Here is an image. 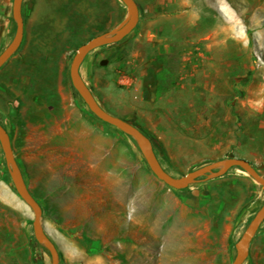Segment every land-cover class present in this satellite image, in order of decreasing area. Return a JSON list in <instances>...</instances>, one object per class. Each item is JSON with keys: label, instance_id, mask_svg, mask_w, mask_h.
Listing matches in <instances>:
<instances>
[{"label": "rangeland", "instance_id": "374dc122", "mask_svg": "<svg viewBox=\"0 0 264 264\" xmlns=\"http://www.w3.org/2000/svg\"><path fill=\"white\" fill-rule=\"evenodd\" d=\"M134 1V30L80 66L99 105L138 125L174 177L224 158L257 166L264 159V0ZM126 15L120 0H23V39L0 69V122L42 226L59 264H230L264 190L252 208L254 188L235 168L181 190L167 187L135 142L97 119L72 87L76 49ZM14 30L12 15L0 14V52ZM32 220L0 148V264H35ZM43 249L37 253L50 264ZM243 264H264V221Z\"/></svg>", "mask_w": 264, "mask_h": 264}, {"label": "water", "instance_id": "95a60500", "mask_svg": "<svg viewBox=\"0 0 264 264\" xmlns=\"http://www.w3.org/2000/svg\"><path fill=\"white\" fill-rule=\"evenodd\" d=\"M120 1L127 10V15L124 21L113 30L93 36L81 44L74 52L70 62V82L87 109L100 121L109 124L130 137L135 142L137 149L152 174L169 188L181 190L200 181L219 178L225 175L230 169L237 167L264 190V176H262L249 161L243 158H224L203 165L178 177L170 175L162 167L155 153L153 142L138 127L127 120L108 113L99 105L80 75V66L90 52L102 46L120 42L136 27L139 20V10L136 2L134 0ZM22 3L23 0H12L11 15L14 21L15 30L10 42L0 52V69L15 54L22 42L24 32ZM106 62V60H102L100 61V65L104 66ZM0 148L15 192L33 213L32 231L36 243L41 245L47 251L50 264H59L58 251L54 243L46 234L41 223L42 209L24 181L12 149L10 137L1 124ZM263 221L264 200L235 243V254L230 264H243L246 261L250 243Z\"/></svg>", "mask_w": 264, "mask_h": 264}, {"label": "crops", "instance_id": "0c3cea01", "mask_svg": "<svg viewBox=\"0 0 264 264\" xmlns=\"http://www.w3.org/2000/svg\"><path fill=\"white\" fill-rule=\"evenodd\" d=\"M11 7H12V0H0V14L5 19H7V17H9V15L11 14ZM243 159L249 161L255 167V169L262 176H264V159H260V161H258V165H257L258 167L251 161L250 158L243 157ZM239 179L250 184L254 188V197L251 202V205H252V208H258V204H260V202L262 201L261 199L262 194H263L262 188L259 185H256V183L246 174L243 177L240 176ZM238 192L241 193V190H238Z\"/></svg>", "mask_w": 264, "mask_h": 264}, {"label": "trees", "instance_id": "16d2710c", "mask_svg": "<svg viewBox=\"0 0 264 264\" xmlns=\"http://www.w3.org/2000/svg\"><path fill=\"white\" fill-rule=\"evenodd\" d=\"M128 121V120H127ZM131 122L132 124H134L136 127H138V125H136L134 122L132 121H129ZM1 124V122H0ZM2 125V124H1ZM140 130L141 128L138 127ZM142 131V130H141ZM143 132V131H142ZM144 133V132H143ZM145 134V133H144ZM9 137H10V134L8 133ZM146 135V134H145ZM147 136V135H146ZM148 137V136H147ZM149 138V137H148ZM11 139V138H10ZM150 139V138H149ZM151 140V139H150ZM152 141V140H151ZM156 153V152H155ZM235 169H239V168H235ZM240 170V169H239ZM228 173V172H227ZM226 173V174H227ZM224 176V175H223ZM37 248H39V245H37L36 241L35 240H32V242L30 243V250H31V254H32V258H33V261L35 262V264H43V260L41 258V256L37 253ZM44 251H46L45 249H43Z\"/></svg>", "mask_w": 264, "mask_h": 264}, {"label": "flooded vegetation", "instance_id": "af4514ba", "mask_svg": "<svg viewBox=\"0 0 264 264\" xmlns=\"http://www.w3.org/2000/svg\"><path fill=\"white\" fill-rule=\"evenodd\" d=\"M23 19H24V18H23ZM23 23H24V20H23ZM157 84H158V82H157V81H156V82H154V81H153V84H151V86H150V87H151V88H152V87H154V88H155V86H156ZM147 94H148V91H145V92L143 93V95H144V97H145V98L147 97Z\"/></svg>", "mask_w": 264, "mask_h": 264}]
</instances>
